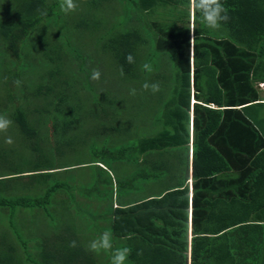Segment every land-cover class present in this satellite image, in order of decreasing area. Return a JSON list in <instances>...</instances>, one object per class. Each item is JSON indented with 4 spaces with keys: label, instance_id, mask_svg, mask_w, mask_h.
Wrapping results in <instances>:
<instances>
[{
    "label": "trees",
    "instance_id": "obj_1",
    "mask_svg": "<svg viewBox=\"0 0 264 264\" xmlns=\"http://www.w3.org/2000/svg\"><path fill=\"white\" fill-rule=\"evenodd\" d=\"M221 3L230 19L219 29L209 28L189 0H78L76 22L60 10V0H17L0 15V79L11 86L5 94L16 103L10 116L32 151L27 163L2 156L11 166L0 173V264H111L122 247L132 250L125 264L261 263L264 130L251 116L258 99L250 88L251 76L263 70L264 0ZM80 28L82 34L92 31L120 77L139 80L137 92L145 91L146 81L160 84L147 117L139 120L141 136L111 141L94 152L99 159L76 164L85 172L92 168L86 183L83 175L62 181L58 174L68 167L42 160L53 134L71 145L70 132L90 114L101 117L98 131L107 140L123 129L112 122L116 99L106 100L99 115L103 102L85 95L91 69L84 83L81 75L74 77L88 54L68 32ZM52 29L55 39L48 35ZM128 54L135 63L126 61ZM145 62L153 71L143 70ZM41 114L54 119L47 135L37 126ZM180 150L184 159L175 156ZM117 161L134 168L119 173ZM152 181L169 187L139 200L128 197ZM59 191L64 194L56 199ZM83 213L96 218L78 226L74 218ZM45 228L56 239L48 250L33 244ZM105 231L112 233V250L89 251L90 241ZM73 240L75 248L69 246Z\"/></svg>",
    "mask_w": 264,
    "mask_h": 264
},
{
    "label": "rangeland",
    "instance_id": "obj_2",
    "mask_svg": "<svg viewBox=\"0 0 264 264\" xmlns=\"http://www.w3.org/2000/svg\"><path fill=\"white\" fill-rule=\"evenodd\" d=\"M17 0H0V15H6L8 14V10L10 6H13L16 4ZM75 2L78 5V0H75ZM101 15L102 13H97ZM67 17L71 16L74 19H72V22H76L77 15L76 10L73 12H69L65 14ZM86 29V28H85ZM87 34H82V29H75L71 32H68L69 36L71 37L72 41L77 43V45H80L82 50H84L87 55L86 63L84 64V67H77L73 70L74 77L78 78L81 75V83H84L86 81V72L90 73L94 70H99L101 73L99 80H93L91 78V75H89V79H91L90 84L92 85V88H89L88 90L90 92L85 93V95H93V97L97 96L98 99L103 102L102 108L100 107L99 115H103L104 108L107 106L108 99H116L117 103H114V107L116 110L114 111L117 115L115 116V120L112 122L115 125L121 126L123 129L115 134L114 139L107 140L108 136L106 134H100L102 132L98 131V128L101 129L102 121L101 117H96L94 114H90L88 117H85L83 119L82 123L77 124L78 128L70 132L69 138L72 141V144L68 142V139L63 141L60 139V136H57L55 134L52 135L54 138L52 140V144L49 147L48 145V154L42 156V160L45 162L46 166H67L68 172H60L58 175L59 178L63 181L69 178L77 177L80 178V175H83V180L86 183V180L91 177L92 175V168L90 172H85V168H77L76 164L79 163H86V162H92L94 160L99 159L101 156H97L99 158L94 157V152L98 151L99 149H102L105 147V145L112 141L111 145H118L122 142L126 141H135L134 138H138L141 136L140 130L141 127L139 126V120L142 117H147L149 112L148 106L151 102L156 100V97L158 95L157 93H151L150 90L143 91V93L137 92L136 95H130V89L135 88L138 89L139 80L136 79L134 81L133 79L125 80L126 78H122L117 74V67L114 61L111 59V57H108L103 54L102 47H99L96 45V41L92 39V31L88 30ZM98 30H96L97 32ZM49 36L51 38H54L57 36V33L52 29L48 32ZM95 35V33H93ZM4 38V35L0 31V40ZM59 41H61L59 39ZM88 61L95 62L97 65V68L94 66L88 68ZM60 75H58L57 79ZM8 80L6 79H0V114H3L7 116L8 119H10L13 123L8 128L7 132L0 133V173H5L9 169L11 165H8L4 162V159L2 156L10 158L12 160H15L16 162L30 159L29 151H31V147L28 146L27 143H23L21 141V132L14 121V119L10 116L12 111L14 110L13 105L16 104L15 100L13 101H6L7 96L5 94L8 93V90L11 88V86L6 85ZM94 82V83H93ZM12 85V84H10ZM14 87V86H13ZM144 90V89H142ZM70 91H72L70 89ZM103 101H102V99ZM111 97V98H110ZM107 100V101H106ZM106 101V102H105ZM105 102V103H104ZM20 104V103H19ZM28 105V103H26ZM148 106L147 109H144ZM109 109L111 107H108ZM144 109V110H143ZM105 121L103 122L104 125ZM54 125V119L52 116H49L47 114H41L40 120L37 123V126H39L42 130V132H45L46 135L49 130H51V126ZM141 125V123H140ZM76 127V126H75ZM94 131H97L96 133ZM155 130H149L147 129L146 133L149 135H153ZM101 135V136H100ZM8 137H11L12 143H6V140ZM97 138L94 140L93 138ZM85 140V141H84ZM108 141V142H107ZM110 145V144H109ZM50 151V152H49ZM23 155L26 156L23 158ZM29 157V158H28ZM23 158V159H22ZM118 165V172L119 173H126L129 170L133 169V165L126 166L125 163L118 162L114 165V168ZM124 165V166H123ZM89 170V169H88ZM81 179V178H80ZM71 182L73 180H70ZM89 182V181H87ZM73 183V182H72ZM80 182L76 183L79 185ZM153 183V192L156 194L160 193L166 186V181H160ZM113 191V187L110 186V192ZM128 195L130 196L131 200L134 199H140L148 196V192L146 191L145 187H141V190L136 193ZM64 194V191H59L56 199H60L59 195ZM133 194V195H132ZM50 209L53 212V216L56 220V223L58 222L57 217L55 216V210H54V200L52 204L50 205ZM72 216V215H70ZM69 218V215L66 216V219ZM96 218L95 214L89 215V214H76V217L74 220L78 223V226L81 224H86L87 221H91ZM43 234L38 235L39 241L33 243L34 245L38 246H44V249H50V247L47 245L49 243H52L53 241H56L54 238V230H49L45 228ZM41 255V254H40Z\"/></svg>",
    "mask_w": 264,
    "mask_h": 264
},
{
    "label": "clouds",
    "instance_id": "obj_3",
    "mask_svg": "<svg viewBox=\"0 0 264 264\" xmlns=\"http://www.w3.org/2000/svg\"><path fill=\"white\" fill-rule=\"evenodd\" d=\"M60 10L65 14L73 12L77 9L78 5L75 0H60L59 4ZM190 9L195 12L199 11L202 17V21L211 29H219L222 23L228 22L230 19L228 15V9L221 3V0H189ZM41 16H47V9L38 10ZM126 61L129 64L135 63V58L132 54L126 56ZM144 71H153V66L151 63L145 62L142 65ZM121 76H123V67H121ZM101 73L99 70H94L92 73L93 80H99ZM20 80L14 81L16 86H19ZM142 88L147 91L150 90L152 93H157L160 91V84L148 83L147 81L143 83ZM130 95H136V89H130ZM195 100L193 99V103ZM209 106H213L210 104ZM12 121L7 118V116L0 114V133L7 132L8 128L12 125ZM13 141L11 137H8L6 143L11 144ZM192 144V143H191ZM193 147V144H192ZM192 171H190V177L188 179V184L190 186V194L192 195ZM131 238V234L129 235ZM70 247L75 248L77 243L75 240L71 241ZM113 248V236L111 231H105L100 234L96 239L90 241L88 249L91 252L99 254L102 250L109 251ZM130 247L118 248L114 251L111 257V264H125L129 255L131 254Z\"/></svg>",
    "mask_w": 264,
    "mask_h": 264
},
{
    "label": "crops",
    "instance_id": "obj_4",
    "mask_svg": "<svg viewBox=\"0 0 264 264\" xmlns=\"http://www.w3.org/2000/svg\"><path fill=\"white\" fill-rule=\"evenodd\" d=\"M261 63H263V70L262 72H260L259 74H255L253 76H251V88L250 91L252 92V96L256 95V99H258L257 102L258 104H252L251 107V116L254 117L255 119H258L259 121H261L258 125L260 129L264 130V61H262ZM211 107H216L214 104ZM257 121V120H256ZM258 123V122H257ZM186 157L185 153L180 150V151H176L175 152V156L176 157ZM188 159H189V168L190 171H192V162H193V147L192 144H190V150L188 152ZM181 158V159H184ZM26 163L29 161L28 159L24 160ZM234 175V173H233ZM170 184V183H168ZM146 188V191L149 193L148 195H153L156 194L155 192H153V183L149 182L147 184V186H144ZM169 187V186H166ZM264 189V188H261ZM190 219H191V212H190ZM261 257L264 258V253L261 254ZM260 264H264V259L261 261Z\"/></svg>",
    "mask_w": 264,
    "mask_h": 264
}]
</instances>
